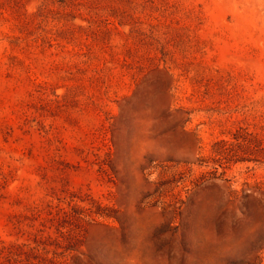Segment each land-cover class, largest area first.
<instances>
[{"label":"rangeland","instance_id":"374dc122","mask_svg":"<svg viewBox=\"0 0 264 264\" xmlns=\"http://www.w3.org/2000/svg\"><path fill=\"white\" fill-rule=\"evenodd\" d=\"M48 259L264 264V0H0V264Z\"/></svg>","mask_w":264,"mask_h":264},{"label":"trees","instance_id":"16d2710c","mask_svg":"<svg viewBox=\"0 0 264 264\" xmlns=\"http://www.w3.org/2000/svg\"><path fill=\"white\" fill-rule=\"evenodd\" d=\"M39 241H40V240H39ZM31 249L34 250L35 248L32 247ZM48 261H49L48 264H59V263H57L56 261H54L53 259H48Z\"/></svg>","mask_w":264,"mask_h":264}]
</instances>
